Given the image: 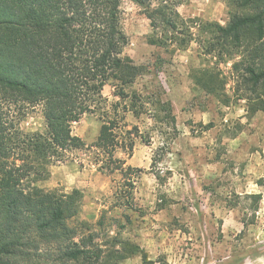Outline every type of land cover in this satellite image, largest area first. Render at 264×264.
<instances>
[{"label":"rangeland","instance_id":"374dc122","mask_svg":"<svg viewBox=\"0 0 264 264\" xmlns=\"http://www.w3.org/2000/svg\"><path fill=\"white\" fill-rule=\"evenodd\" d=\"M163 1L191 20L189 44H152L143 7L120 3V27L129 40L123 53L147 68L126 89L143 95L146 111L125 113L127 128L136 126L145 141L138 137L132 151L114 154L133 169L109 173L100 167L105 156L98 149H74L35 184L67 194L79 190L78 213L68 224L125 253L119 264H264V110L249 114L252 100L233 66L248 61V53H208L211 33L203 28L253 10L236 0H151V6ZM103 94L110 114L115 102L120 113L130 105L114 95L113 83ZM164 102L175 127L161 109ZM3 109L25 133L46 128L40 104L6 102ZM102 118L84 114L72 133L90 144ZM254 193L262 195L258 204Z\"/></svg>","mask_w":264,"mask_h":264},{"label":"trees","instance_id":"16d2710c","mask_svg":"<svg viewBox=\"0 0 264 264\" xmlns=\"http://www.w3.org/2000/svg\"><path fill=\"white\" fill-rule=\"evenodd\" d=\"M133 1L150 21L152 44L185 46L193 40L191 20L183 19L175 5ZM236 1L253 12L234 15L225 25L206 22L203 28L211 33L208 53L231 54L241 48L248 53V61L233 66L252 100V116L264 110V0ZM120 3L0 0V264H119L127 257L119 249L103 248L93 233L79 235L68 224L78 213L79 190L67 194L35 184L49 164L65 161L74 149H98L105 156L100 167L109 173L133 169L124 168L125 161L114 154L119 148L132 151L138 137L145 141L136 126L127 128L125 113L146 111L143 95L126 89L147 68L123 53L129 40L120 27ZM198 79L207 87V81ZM108 83L120 100H130L122 113L119 102L111 105V114L107 108L103 89ZM6 102L40 104L45 130L23 132L6 116ZM165 105L161 109L175 127L171 105ZM97 112L103 122L96 140L87 144L72 133V124ZM250 197L257 204L262 199L260 193Z\"/></svg>","mask_w":264,"mask_h":264}]
</instances>
